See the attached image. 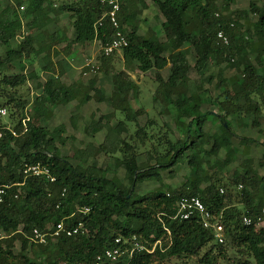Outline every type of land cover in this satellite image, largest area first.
<instances>
[{
  "label": "trees",
  "instance_id": "16d2710c",
  "mask_svg": "<svg viewBox=\"0 0 264 264\" xmlns=\"http://www.w3.org/2000/svg\"><path fill=\"white\" fill-rule=\"evenodd\" d=\"M153 1L164 19L158 27L149 26L141 33L142 18L138 15L147 7L146 0H122L119 19L128 38L122 56L128 67L158 71L159 91L164 93L168 107L176 111V119L186 123V135L183 140L168 131L148 136L152 148L144 167L134 144L122 137L127 123L136 121L143 112V107L136 113L130 111V97L137 93L138 84L126 77L128 72L124 71L125 77L123 70L113 75L111 97L114 110L125 113L126 118L112 126L111 112L102 116L104 123L100 117L88 125L92 131L106 129L100 144L64 155L60 146L70 137L64 135V124L51 129L46 124L53 109L74 100L82 105L92 99L91 91L100 93L95 77L86 83H66L60 55L70 53L74 44L94 40L102 46L107 43L112 27L106 20L98 24L106 6L100 0H12L0 11V66L11 67L19 61L24 69L21 63L31 60L33 54L41 58V70L50 73L43 80L38 69L29 75L24 71L0 72V107L8 106L14 118L12 127L0 124V186H6L0 204V264H173L181 258H195L193 264H216L228 247H236L244 255L241 264H264V225H256L258 215L264 218V172L254 169L250 158L242 170L226 176L220 168L214 171L205 167L203 155L186 153L193 149L217 156L225 150L230 157L223 166L228 165L238 153L230 137L236 132L228 117L252 114L251 125H260L264 114V8L250 3V12L259 14L253 20L248 10H231L234 0ZM66 14L72 21L70 37L57 27ZM25 19L32 25L26 30ZM221 29L228 34L229 44L217 37ZM18 36L22 40L15 43ZM192 51L199 72L213 61L215 71L208 81L218 80L222 88L215 98L218 111H203V102L210 97L208 88L198 86L190 91ZM116 52H101V66L106 72ZM167 64L170 73L165 79L159 71ZM226 68H230L228 75ZM33 75L39 80L40 93L30 112L28 76ZM209 117L220 122L219 130L207 127ZM146 128L135 131V137L144 144ZM259 131L264 134V129ZM261 144L264 147V139ZM101 152L116 154L114 169L89 163ZM185 160L190 173L181 186L137 193L140 180H160L161 170ZM38 163L50 170L54 180L25 173L27 165ZM259 166L264 168V154ZM117 167L124 169L123 178L118 176ZM190 195L198 196L206 210L223 223L224 242L216 239L212 226L203 224L199 213L189 218L180 216L179 201ZM244 215L253 222L243 223ZM60 221L69 227L83 226L71 236L55 237L50 233ZM34 228L48 233L46 242L32 239ZM118 237L121 243H116ZM116 246L124 250L121 256L98 260L107 248Z\"/></svg>",
  "mask_w": 264,
  "mask_h": 264
},
{
  "label": "rangeland",
  "instance_id": "374dc122",
  "mask_svg": "<svg viewBox=\"0 0 264 264\" xmlns=\"http://www.w3.org/2000/svg\"><path fill=\"white\" fill-rule=\"evenodd\" d=\"M61 2L62 0H56ZM221 2V0H220ZM253 2L259 7L264 8V0H234L231 3L232 11L248 10L250 12V3ZM13 3L12 0H0V11L5 8L8 4ZM147 7L143 9V12L138 15V18H142L141 22V33H144L149 26L158 27L160 22L164 19L159 13V10L153 0H146ZM23 8V7H21ZM250 16L253 20H256L259 14H254L250 12ZM23 29H28V24L26 19L23 22ZM63 27L68 31V35L72 30V21L69 15L62 17L58 23L57 27ZM56 28L53 27V29ZM164 40V37H161ZM14 40V39H13ZM22 37L18 36L15 43H19ZM188 45V44H187ZM186 45V46H187ZM2 48L0 47V54L2 53ZM102 44L99 40H94L91 42H86L74 46V49L70 54H66L64 58L65 62V73L62 76L63 80L72 84L77 81L86 83L89 79L96 78V86L100 88V93L96 91H91L92 99L88 102L78 105V100H74L66 105H61L58 108L53 109L50 117L47 119L46 124L51 129L59 124H64L66 131L65 136H70L64 145H61V151L64 155L73 154L74 150L77 148L85 149L90 145H98L103 142L106 129L100 131H92L88 127L92 121L99 120L100 117L107 115L108 113L114 112L113 116L110 118L109 124L116 125L118 121L124 120L125 113L120 111H115L114 106L111 101L112 92L114 89L113 85V75L123 70L121 73L122 77H125V72H128L126 77L131 78L138 84V91L135 96L130 97V111L131 113H136L141 107H143V112L136 117V121L127 123V130L122 133L127 141L134 144L137 153L138 160L141 167L147 166L149 163L147 161L148 150L152 148V141L148 137L151 134L154 136L163 135L164 132L168 131L172 136H177L182 140L186 135V123L178 121L175 117L176 111L173 108L168 107V101L164 96V93L159 91L160 82L157 79L158 71L156 69H151L147 72H141L134 67H128L123 60L122 51H117L114 55L113 61L109 63L108 72L104 70L101 66V53ZM166 55L168 52L165 53ZM189 58L192 64V68L189 72L190 75V91L193 92L198 86L209 89L210 97H207L203 102V111L214 110L218 111V103L216 102V96L221 92V87L218 85V80L213 82L208 81V77L211 73L215 71L213 61H211L203 72L198 71V64L196 61V56L192 51L189 54ZM31 60H23L21 64L25 65L24 69L21 68L19 61H15L10 67L8 65L0 66V72L3 73H17L24 71L27 75L34 73L36 69L40 70V78L45 80L50 73L41 70L42 63L41 58H36L33 54L29 56ZM57 60V57H54ZM89 60L96 62L100 68L97 71H92L86 69V64ZM163 78H167L170 73V65L166 66L159 71ZM226 74L230 72V68H226ZM2 73H0V78ZM38 79L33 76H28V86L30 87V93L28 94L29 103L27 105V110L32 111V102L34 101L37 94L40 93V88L38 87ZM236 90V89H235ZM7 108H9L7 106ZM9 111V110H8ZM264 112V108H263ZM231 125L233 126L236 134L231 135L233 141V146L238 149L236 156L234 155L233 160L228 164L223 166L225 160L230 157L225 150H222L217 156L211 154H203L197 150H188L187 155L195 154L197 157L204 156L205 167L212 168V170H218L219 168L223 170L226 176H231L235 170H242L245 167L248 159L252 158L253 168L264 172V168L259 166L260 160L264 154V147L262 146V141L264 139V134L260 133V129H264V114L259 118L260 125L252 126L251 122L253 120L252 114H247L245 116L239 114L237 117H228ZM106 120L102 117V122ZM0 124H4L8 127L14 125V118L11 117L10 111L0 120ZM220 122L214 117H209L207 119V127L211 131L219 130ZM146 126L148 131L146 138V143L144 144L140 138L135 137V131L139 127ZM88 127V128H87ZM131 136H133L131 138ZM156 138L153 144L156 142ZM209 144L206 148L209 149ZM116 156V154L114 155ZM109 153L101 152L96 157L95 160L89 159V163H96L101 167L115 168V157ZM150 163H154V159L150 160ZM190 173V167L187 160L182 161L179 165L173 167L172 169L161 170V179L144 178L138 182L137 193L143 194L149 191H154L160 186H168L171 188L181 186L187 179ZM117 174L120 178L124 176V169L122 167H117ZM113 172L109 173L112 176ZM264 225V221L260 226ZM258 226V227H260ZM19 247V244L16 246ZM241 258L243 260L244 255L239 254L236 247H228L227 251L222 258L216 264H241ZM195 258H181V260H173V264H193ZM152 264H166L162 262H154Z\"/></svg>",
  "mask_w": 264,
  "mask_h": 264
},
{
  "label": "built area",
  "instance_id": "2783aa9c",
  "mask_svg": "<svg viewBox=\"0 0 264 264\" xmlns=\"http://www.w3.org/2000/svg\"><path fill=\"white\" fill-rule=\"evenodd\" d=\"M105 6L106 9L101 16L98 24L102 25V21L106 20L112 27V34L108 39L107 43L102 46V53L104 55H110L116 51H120L123 47L128 45V38L126 32L123 30L121 26V22L119 19V14L122 8V0H100ZM217 37L224 43L229 44L230 38L228 34L223 30H219L217 32ZM92 71H97L99 66L93 60H89L86 64ZM8 110L5 107H0V120L7 114ZM15 133V132H14ZM2 136V131H0V137ZM26 174L32 175H45L49 177L51 180H54V177L51 175L50 170L46 167L38 164L27 165L25 168ZM240 188L243 185H239ZM223 192V189H221ZM6 193V186H0V204L4 201V194ZM195 212L199 213L202 216L203 224L207 227L212 226L214 228L215 237L219 242H224V225L220 222L216 216L212 215L209 211L206 210V207L202 200L195 195L183 196L179 201V214L182 218H189ZM262 214H264V208L262 209ZM214 218L215 221H211ZM243 223L250 224L253 222V218L247 215H244ZM264 218L262 215H258L256 218V225L260 226ZM82 223H79L76 227L66 226L64 221L58 222L54 227L51 235L58 237L62 234L71 236L76 234L82 228ZM47 232H43L38 228H34L32 232V239L44 243L47 241ZM116 243H121V238H116ZM138 245V244H136ZM132 250H134L132 248ZM124 253V250L119 246L107 248L103 254L98 256V260H102L103 258L109 260H115L119 256Z\"/></svg>",
  "mask_w": 264,
  "mask_h": 264
},
{
  "label": "crops",
  "instance_id": "0c3cea01",
  "mask_svg": "<svg viewBox=\"0 0 264 264\" xmlns=\"http://www.w3.org/2000/svg\"><path fill=\"white\" fill-rule=\"evenodd\" d=\"M58 28H60V29H63V30H65L63 27H61V26H59ZM67 34H68V31H67ZM69 37L71 36V32H70V34L68 35ZM75 45H78V44H74L71 48H70V52H72V50L74 49V46ZM66 54H70V53H61V55H60V58H61V61H62V63H63V65L65 64V62H64V58H66ZM66 68V66L64 65V69Z\"/></svg>",
  "mask_w": 264,
  "mask_h": 264
}]
</instances>
